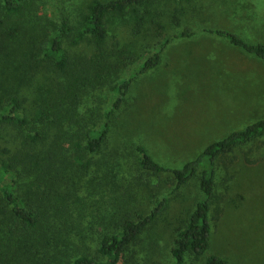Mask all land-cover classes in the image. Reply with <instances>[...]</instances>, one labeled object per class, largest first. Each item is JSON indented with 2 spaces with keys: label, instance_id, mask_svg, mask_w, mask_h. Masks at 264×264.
Here are the masks:
<instances>
[{
  "label": "trees",
  "instance_id": "1",
  "mask_svg": "<svg viewBox=\"0 0 264 264\" xmlns=\"http://www.w3.org/2000/svg\"><path fill=\"white\" fill-rule=\"evenodd\" d=\"M149 2L87 0L78 15L55 19L42 12L38 0H0V131L11 133L0 145V264L125 263L166 207L167 197L147 214L117 204L112 224L103 225L96 237L99 255L86 246L87 213L97 209L106 189L115 190L113 178L123 161L117 153L109 156L106 145L112 117L132 82L129 73L159 64L170 38L143 35L139 49L123 46L112 23L128 12L137 15ZM135 20L140 34L144 21ZM205 31L264 60V42H248L221 27ZM189 34L186 28L174 36ZM80 46L87 51L71 52ZM108 85L111 97L98 120L81 110L89 89ZM263 137L264 118L210 142L180 167L163 165L136 145L142 172L170 173L175 189L198 179L199 196L172 239L169 264H189L188 256H203L204 264H228L207 251L211 220L222 213L216 168L220 160L227 166L224 158L237 147Z\"/></svg>",
  "mask_w": 264,
  "mask_h": 264
},
{
  "label": "rangeland",
  "instance_id": "2",
  "mask_svg": "<svg viewBox=\"0 0 264 264\" xmlns=\"http://www.w3.org/2000/svg\"><path fill=\"white\" fill-rule=\"evenodd\" d=\"M86 1L38 0L42 12L55 19L78 15ZM136 16L144 21L140 34L135 32ZM207 27L264 42V0H150L137 15L128 12L114 19L112 28H117L123 46L139 49L143 35L156 41L170 38L159 64L145 72L131 69L125 101L112 117L106 147L109 156L117 153L123 161L113 178L115 190L106 189L103 201L85 218L91 254L99 255L96 237L103 225L112 224L117 204L147 214L167 197L166 207L134 247V258L122 264H169L172 239L199 196L197 178L175 189L170 173L139 170L136 145L145 146L159 163L180 167L210 142L264 118V60L205 31ZM186 28L191 34L174 36ZM75 50L87 51L82 46L71 52ZM111 93L109 85L89 89L81 110L93 112L98 120ZM0 133L3 145L11 133ZM224 159L227 166L220 160L215 173L222 213L211 220L207 251L228 264H264V137L237 147ZM187 260L204 264L203 256Z\"/></svg>",
  "mask_w": 264,
  "mask_h": 264
}]
</instances>
